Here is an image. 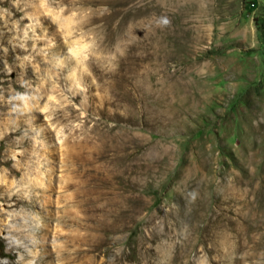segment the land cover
Returning a JSON list of instances; mask_svg holds the SVG:
<instances>
[{
  "label": "rangeland",
  "instance_id": "1",
  "mask_svg": "<svg viewBox=\"0 0 264 264\" xmlns=\"http://www.w3.org/2000/svg\"><path fill=\"white\" fill-rule=\"evenodd\" d=\"M0 264H264V0H0Z\"/></svg>",
  "mask_w": 264,
  "mask_h": 264
},
{
  "label": "clouds",
  "instance_id": "2",
  "mask_svg": "<svg viewBox=\"0 0 264 264\" xmlns=\"http://www.w3.org/2000/svg\"><path fill=\"white\" fill-rule=\"evenodd\" d=\"M166 22V21H165Z\"/></svg>",
  "mask_w": 264,
  "mask_h": 264
}]
</instances>
